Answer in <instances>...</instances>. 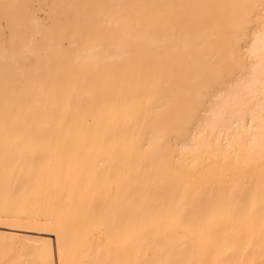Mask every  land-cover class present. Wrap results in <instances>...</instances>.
<instances>
[{
	"label": "bare ground",
	"instance_id": "6f19581e",
	"mask_svg": "<svg viewBox=\"0 0 264 264\" xmlns=\"http://www.w3.org/2000/svg\"><path fill=\"white\" fill-rule=\"evenodd\" d=\"M0 264H264V0H0Z\"/></svg>",
	"mask_w": 264,
	"mask_h": 264
},
{
	"label": "rangeland",
	"instance_id": "374dc122",
	"mask_svg": "<svg viewBox=\"0 0 264 264\" xmlns=\"http://www.w3.org/2000/svg\"><path fill=\"white\" fill-rule=\"evenodd\" d=\"M246 245H247V243L244 240V234H241L239 240L237 242H235V241L232 242L230 247L233 248V249H237L239 251V253H241L246 248Z\"/></svg>",
	"mask_w": 264,
	"mask_h": 264
}]
</instances>
